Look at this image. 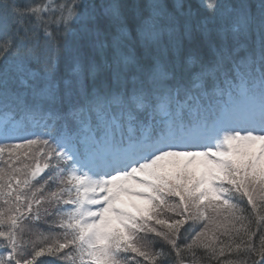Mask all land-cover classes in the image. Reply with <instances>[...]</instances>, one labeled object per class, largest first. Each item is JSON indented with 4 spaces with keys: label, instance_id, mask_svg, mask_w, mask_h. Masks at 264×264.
<instances>
[{
    "label": "snow or ice",
    "instance_id": "6c2138e0",
    "mask_svg": "<svg viewBox=\"0 0 264 264\" xmlns=\"http://www.w3.org/2000/svg\"><path fill=\"white\" fill-rule=\"evenodd\" d=\"M0 264H264V0H0Z\"/></svg>",
    "mask_w": 264,
    "mask_h": 264
}]
</instances>
